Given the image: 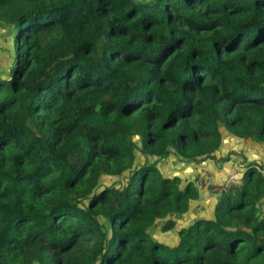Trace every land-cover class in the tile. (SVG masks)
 Masks as SVG:
<instances>
[{
  "label": "trees",
  "instance_id": "16d2710c",
  "mask_svg": "<svg viewBox=\"0 0 264 264\" xmlns=\"http://www.w3.org/2000/svg\"><path fill=\"white\" fill-rule=\"evenodd\" d=\"M0 31V264H264L255 164L148 238L201 197L164 162L264 145V0H0Z\"/></svg>",
  "mask_w": 264,
  "mask_h": 264
},
{
  "label": "rangeland",
  "instance_id": "374dc122",
  "mask_svg": "<svg viewBox=\"0 0 264 264\" xmlns=\"http://www.w3.org/2000/svg\"><path fill=\"white\" fill-rule=\"evenodd\" d=\"M9 45H12V44H9ZM249 151H252V152L255 151V152L250 153ZM220 157H222L221 160L218 159L220 160V163L222 164L230 163L231 164V166L229 167V170H230L229 174L238 172L241 176L243 167L245 166L246 163L255 164L259 166L260 168H262L264 171V147L263 145H259V144L256 145V144H252L249 142L237 141V140L232 139L231 136H228L226 134L224 137L223 145H222V155H220ZM225 158H228V159L226 160ZM248 158L250 159V161L247 160ZM179 164L180 163H178L177 161L170 159V160H167V162H164V167L162 168H163V171L166 172V175L170 173L171 175L174 174L177 176L178 171H182L184 167L186 166L185 164H180V165ZM210 175L213 176V174H210ZM217 184H220V183H217ZM206 208L198 209V207H194L189 212V215L181 216V217L179 216L173 217V219H169L167 222L159 223V225L155 229H153L152 232L151 231L148 232V238L152 241H158V242H162L168 245H172L176 243L177 238H178L177 232L179 231L180 227L190 225L197 218H202L204 216L207 217L208 213H206Z\"/></svg>",
  "mask_w": 264,
  "mask_h": 264
},
{
  "label": "crops",
  "instance_id": "0c3cea01",
  "mask_svg": "<svg viewBox=\"0 0 264 264\" xmlns=\"http://www.w3.org/2000/svg\"><path fill=\"white\" fill-rule=\"evenodd\" d=\"M3 34L5 33L0 31V78L2 77L6 78L8 76L10 72V68L12 67V64H13L12 55H11L12 45H9L12 43H11L10 38L7 37L6 34L5 35ZM249 152L254 153L255 151L253 152L249 151ZM220 155H222V148L220 149V152L218 153L217 156L220 157ZM247 160L250 161L249 158ZM230 166H231L230 163L222 164L220 163V160L215 161V162L207 161V162H203L200 164H189V165H186L182 171H178L177 176L182 177L184 182H188V181H193V179L197 177L199 174L209 173V174H213L212 177L215 183H221L225 180V178L230 173V170H229ZM171 176H175V175L173 174ZM214 204H215L214 195L211 193L209 194V192L207 193V191L201 190L200 200L194 207H198V209L207 207L206 213H208V216L207 217L204 216L202 218H211Z\"/></svg>",
  "mask_w": 264,
  "mask_h": 264
},
{
  "label": "built area",
  "instance_id": "2783aa9c",
  "mask_svg": "<svg viewBox=\"0 0 264 264\" xmlns=\"http://www.w3.org/2000/svg\"><path fill=\"white\" fill-rule=\"evenodd\" d=\"M193 181L201 190L217 195L231 188L238 187L240 184V174L238 172L231 173L225 181L220 184L215 183L213 177L208 173L199 174Z\"/></svg>",
  "mask_w": 264,
  "mask_h": 264
}]
</instances>
